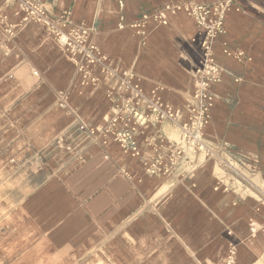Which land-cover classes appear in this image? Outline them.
Segmentation results:
<instances>
[{
  "label": "crops",
  "instance_id": "obj_1",
  "mask_svg": "<svg viewBox=\"0 0 264 264\" xmlns=\"http://www.w3.org/2000/svg\"><path fill=\"white\" fill-rule=\"evenodd\" d=\"M41 1L51 16H58L65 10H71L72 21L75 24H86L91 29V40L120 68L134 71L142 80L146 92L156 86L163 87L164 91L161 93L163 101L176 109L186 110L192 94V72L202 58L203 38L196 22L184 14L168 15L167 26L152 23L148 26L149 37L146 42H142L129 27L124 29L117 27L122 20L130 25L143 14L162 12L166 5L178 4L185 0ZM192 1L200 5H213L221 0ZM232 3L234 9L226 17L227 33L216 40L214 48L217 61L223 69V77L222 83L215 89L216 106L206 137L212 147L221 149L220 154L224 160L238 164L241 172L255 184L262 185L264 0H232ZM1 11L2 23L4 22L3 25L6 24L8 28L22 20L17 6L9 0H0V13ZM42 29L46 33L43 27ZM30 30L32 28L26 26L24 35L30 34ZM121 34L125 38H122L120 44L115 43L114 36ZM51 42L53 44L50 43L48 48L62 54L76 72V68L63 51L52 40ZM128 42H131V46ZM224 43L233 56L224 54ZM9 46L12 47V44ZM114 49L120 53L114 54ZM134 50L137 53L132 58L129 52ZM178 54L183 64L176 63ZM178 65L181 71L178 70ZM146 66L153 67L151 74L143 70ZM24 69V67L18 69V79H15V76L10 77V80L14 79L12 83L35 84L37 80ZM76 81L74 88L78 94H75V103L73 104L72 97L69 99L68 96L67 109L61 104L60 107L56 106L58 111L68 115L67 126L57 127V135L53 140L43 144L40 154L35 158L36 162L42 163V175L46 179V183L42 184V191L46 189L49 195L53 187H57L58 194L62 191L69 202L67 212H74L83 220L111 229L125 228L132 220L143 221L149 216L148 213L155 212L167 197L168 202L176 203L179 197L185 194L190 210L187 217L190 224L184 235L177 233L178 240L169 236L164 239V243L170 244L169 251L174 247V250L180 248L178 243H182L189 257L210 259L213 258V254H208L210 245L221 237L224 246L231 242L238 244L239 264H264V234L251 239L249 231L251 219L264 225V207H259L257 212L259 206L257 201L250 192L240 187H238L240 193L247 195L244 199L233 193L226 194L223 190L216 191L218 180L221 178L228 180L229 176L202 155L193 158L192 166L195 170L189 176H187L189 170L182 167L169 177H152L145 173L139 160L125 154L118 144L110 141L106 148L99 146L89 148L85 162L74 161L71 169L67 168L63 172L57 169L59 175L53 169L51 173L48 156L51 153L53 157L60 155L53 150L59 139L75 132L79 123L96 129L105 128L114 114V105L108 97L109 86L106 82L102 81L98 87L83 88L81 76L78 74ZM51 82L56 83L54 78ZM42 84L45 85L44 82ZM57 87L58 85H55V88ZM65 91L67 90L58 91L56 100L59 99L60 102ZM14 94L16 95L17 91H14ZM100 98H104L103 107L97 105ZM98 114L104 116L103 122L92 117ZM51 121L53 117L50 114L42 120L40 126ZM43 134L45 137L48 135L46 139L51 138L48 129ZM161 135L178 136L179 130L165 122L145 130L139 137V142L143 144L147 137L158 138ZM47 151L48 153L50 151V154L45 153ZM179 178L181 187L176 186ZM163 184L166 186L162 187ZM164 187L167 190L161 192ZM182 189L184 192H178ZM164 207H160L159 210L164 211ZM229 231L232 232V236L228 234ZM133 233L130 230L129 234ZM224 258L225 255L222 261Z\"/></svg>",
  "mask_w": 264,
  "mask_h": 264
},
{
  "label": "rangeland",
  "instance_id": "obj_2",
  "mask_svg": "<svg viewBox=\"0 0 264 264\" xmlns=\"http://www.w3.org/2000/svg\"><path fill=\"white\" fill-rule=\"evenodd\" d=\"M1 16L2 11L0 264H227L230 244L224 246L221 237L211 243L208 254H213V258L206 260L189 257L182 243H178L180 248L174 250V247L169 251L170 244L163 242L168 236L178 240L177 235H184L190 224L185 194L176 203L168 202L167 197L155 212L148 213L147 220H132L125 228L111 229L83 220L74 212H67L69 202L62 191L58 194L57 187H53L49 195L46 189L42 191L46 179L42 175V163L36 162L35 158L43 144L57 135L56 128H64L68 124V115L56 107L62 103L56 100V94L67 90L64 93L75 103L77 72L62 54L48 48L53 43L38 24L23 25L21 20L8 28L3 25ZM26 26L32 28L28 35H24ZM10 28L13 29L12 35L8 33ZM122 38H125L122 34L115 35V43L120 44ZM128 43L131 46V42ZM11 44L12 47L9 46ZM113 53L120 52L114 49ZM136 53L135 50L129 52L130 57L134 58ZM176 63L183 64L180 54L176 56ZM179 65L177 68L181 71ZM22 67L37 80L35 84L12 83L14 79L10 80V77L18 79V69ZM143 70L151 74L153 67L146 66ZM52 78L55 84L51 82ZM14 91H17L16 95ZM97 105L105 106L104 98L98 99ZM50 114L53 121L40 126ZM92 117L103 122L101 114ZM47 129L51 137L48 139V135L45 137L43 134ZM45 153L50 154V151ZM71 156L60 154L53 157L51 153L48 156L51 173V169L63 172L70 168L74 163ZM179 183L180 178L176 186L181 187ZM165 190L167 188L164 187L161 192ZM162 206H165L164 211L159 210ZM130 230L134 233L129 234ZM238 259L237 255L234 264H239Z\"/></svg>",
  "mask_w": 264,
  "mask_h": 264
},
{
  "label": "built area",
  "instance_id": "obj_3",
  "mask_svg": "<svg viewBox=\"0 0 264 264\" xmlns=\"http://www.w3.org/2000/svg\"><path fill=\"white\" fill-rule=\"evenodd\" d=\"M22 15V24L31 23L42 26L51 39L65 54L81 76L82 86L98 87L102 81L109 86L108 97L113 102L114 114L105 128L96 129L79 123L75 132L59 139L53 147L54 152L72 155V161L85 162L89 148H106L110 141L132 158L139 160L147 175L169 177L182 167L189 172L195 170L193 158L202 155L206 160L223 171L216 191L233 193L242 199L238 187L252 194L259 207H264V183L255 184L238 168L221 157V149L212 147L207 140V129L212 124L217 96L215 89L222 83L223 69L215 55V43L226 35V17L234 9L232 0L218 1L213 5H200L192 0L178 4H168L162 12L143 14L137 21L127 25L124 20L119 29L129 27L142 42L148 39V26L168 25L167 16L184 14L194 20L202 33V58L192 72V94L186 110L176 109L161 98L163 87L156 86L146 92L142 80L132 70H123L91 40V29L86 24H75L71 10H65L58 16H51L41 0H9ZM239 11L238 9H236ZM13 34V29L8 31ZM224 43V54L233 56ZM68 96H61V105L67 106ZM168 122L179 130L177 138L161 135L147 137L143 144L139 137L145 130ZM147 149V150H145ZM241 166H244L241 164ZM251 197V196H250ZM250 238L256 239L264 234V225L255 219L249 223ZM228 234L232 236V232ZM230 256L227 264H234L238 255V244L229 245Z\"/></svg>",
  "mask_w": 264,
  "mask_h": 264
},
{
  "label": "bare ground",
  "instance_id": "obj_4",
  "mask_svg": "<svg viewBox=\"0 0 264 264\" xmlns=\"http://www.w3.org/2000/svg\"><path fill=\"white\" fill-rule=\"evenodd\" d=\"M174 137H175V138H177L178 136H177V135H175Z\"/></svg>",
  "mask_w": 264,
  "mask_h": 264
}]
</instances>
